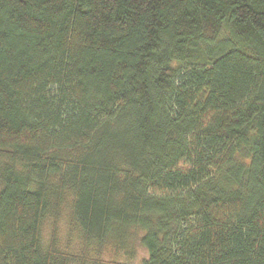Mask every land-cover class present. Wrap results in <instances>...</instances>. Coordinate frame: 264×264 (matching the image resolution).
Listing matches in <instances>:
<instances>
[{
  "label": "trees",
  "instance_id": "1",
  "mask_svg": "<svg viewBox=\"0 0 264 264\" xmlns=\"http://www.w3.org/2000/svg\"><path fill=\"white\" fill-rule=\"evenodd\" d=\"M64 201L95 264H264V0H0V264H84Z\"/></svg>",
  "mask_w": 264,
  "mask_h": 264
},
{
  "label": "rangeland",
  "instance_id": "2",
  "mask_svg": "<svg viewBox=\"0 0 264 264\" xmlns=\"http://www.w3.org/2000/svg\"><path fill=\"white\" fill-rule=\"evenodd\" d=\"M49 210L48 215L41 226V247L45 250L53 240L56 248L64 253L75 257H85L84 264H95L93 259H108L110 253L106 250L98 251L95 244H85L82 236L74 225L70 223V210L68 202L60 203L56 208L54 205ZM138 251L137 253H139ZM129 257L125 254L119 255V262L124 264H141V258ZM80 261L74 264H80ZM94 262V263H93ZM102 263V262H101ZM104 264V263H102Z\"/></svg>",
  "mask_w": 264,
  "mask_h": 264
}]
</instances>
